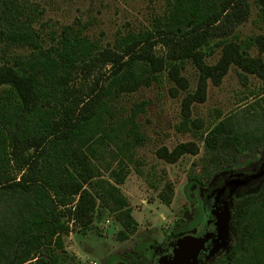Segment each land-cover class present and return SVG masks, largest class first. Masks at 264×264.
Returning a JSON list of instances; mask_svg holds the SVG:
<instances>
[{"label": "trees", "instance_id": "16d2710c", "mask_svg": "<svg viewBox=\"0 0 264 264\" xmlns=\"http://www.w3.org/2000/svg\"><path fill=\"white\" fill-rule=\"evenodd\" d=\"M254 2L264 13V0ZM24 6L20 0H0V264H85L66 250L65 238L73 230H90L102 208L120 224L117 239L127 240L137 228L120 185L143 141L135 121L141 106L119 118L115 103L164 74L188 89L182 71L191 62L198 78L183 100L185 112L204 101L208 81L220 84L232 65L264 78V62L249 55L252 38L231 36L248 17V0H171L150 29L128 32L105 47L66 30L48 43L34 24L33 10ZM214 38L220 56L209 64L205 58ZM157 45L164 53H157ZM22 48L24 53L7 54ZM223 138L240 153L260 146L264 132L242 139L218 123L203 141L211 152L226 146ZM198 152L188 141L157 155L173 163ZM216 160L218 171L210 181L242 166ZM171 191L162 195L166 203ZM233 215L235 241L209 264H264V180L242 195ZM177 236L172 232L165 242ZM154 254L136 246L119 262L154 264Z\"/></svg>", "mask_w": 264, "mask_h": 264}, {"label": "rangeland", "instance_id": "374dc122", "mask_svg": "<svg viewBox=\"0 0 264 264\" xmlns=\"http://www.w3.org/2000/svg\"><path fill=\"white\" fill-rule=\"evenodd\" d=\"M20 1L28 5L24 6L27 7L26 10H33L34 24L48 43L61 37L66 30L71 35L80 33L100 47L112 44L115 38L128 32L150 29L153 20L162 17L171 2ZM248 2V17L235 27L231 36L235 35L241 41L252 38L249 55L259 57L264 62V13L254 0ZM214 42H217L216 38L212 41L213 52L205 58L209 64L215 63L220 56V47ZM155 48L157 53L165 51L160 45ZM24 52L23 48L10 49L7 54L10 56ZM182 75L188 81V89L178 87L164 74L161 81L141 87L115 103V112L119 118L128 116L137 104L141 106L135 121L138 125L137 133L143 141L133 150L126 179L120 185L132 209L137 228L127 240L121 241L116 237L121 228L119 222L107 208L99 209L102 213L95 219L90 230L86 233L73 230L65 238L66 250L72 252L82 263L118 264L119 259L136 246H141L147 256H150V244L164 243L167 236L180 226L188 229L203 223L198 195L190 190L191 185L209 183L210 178L218 171L214 165L216 158L223 160L219 165L231 166L237 163L242 168L249 162L256 161L263 150L264 142L260 146H252L250 143L252 147L236 153L235 149L227 146L230 144L229 140L223 138L226 146L219 144L210 152L203 139L218 123H222L225 129L232 130L242 139L261 137L264 132V78L244 73L232 65L220 84L214 85L208 81L204 101L191 103L188 111L183 112V100L188 92L196 89L198 72L188 62ZM188 141H193L198 146L199 152L196 155L186 153L173 163L157 155V151L162 148L170 151L177 144ZM115 166L116 163H113L114 168ZM104 174L107 175V171ZM254 187L256 182L249 189ZM169 189H172V198L166 203L162 195ZM184 220L189 221L183 225Z\"/></svg>", "mask_w": 264, "mask_h": 264}, {"label": "flooded vegetation", "instance_id": "af4514ba", "mask_svg": "<svg viewBox=\"0 0 264 264\" xmlns=\"http://www.w3.org/2000/svg\"><path fill=\"white\" fill-rule=\"evenodd\" d=\"M239 168L238 170L237 168H233V170H227L221 174H216L213 180L210 181L207 185H203L201 183H193L191 185L190 190L194 191V194L198 195L199 210L204 213L203 223H198L188 229H176L174 232L176 233V235L178 234V236L172 239L182 236L197 235L205 227L206 222L209 219L210 211L213 208H215L217 212H220V210H222L225 206H228L231 212L229 231L230 237L227 248L219 251L215 256L211 257L207 256V252H204L203 254H201L199 264H209L213 260L221 259L231 248L232 244L235 241V233L233 229V214L235 204L245 192L251 191L252 189L254 190L256 187H259V185H261V183L263 182L264 156H260L256 159V161H251L246 164V166ZM253 182H256V187L249 189V186L253 184ZM168 242H170V240L165 242L164 244L162 243L163 245L150 244L151 253H155L154 264L157 256L161 253V249L167 246ZM208 244L209 243H207V246Z\"/></svg>", "mask_w": 264, "mask_h": 264}, {"label": "water", "instance_id": "95a60500", "mask_svg": "<svg viewBox=\"0 0 264 264\" xmlns=\"http://www.w3.org/2000/svg\"><path fill=\"white\" fill-rule=\"evenodd\" d=\"M230 221L231 212L228 206L220 212L213 208L205 227L197 235L170 240L167 246L161 249L155 264H199L201 254L204 252H207V256H215L219 251L227 248Z\"/></svg>", "mask_w": 264, "mask_h": 264}, {"label": "built area", "instance_id": "2783aa9c", "mask_svg": "<svg viewBox=\"0 0 264 264\" xmlns=\"http://www.w3.org/2000/svg\"><path fill=\"white\" fill-rule=\"evenodd\" d=\"M92 264H95V262H93Z\"/></svg>", "mask_w": 264, "mask_h": 264}]
</instances>
